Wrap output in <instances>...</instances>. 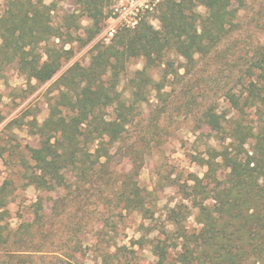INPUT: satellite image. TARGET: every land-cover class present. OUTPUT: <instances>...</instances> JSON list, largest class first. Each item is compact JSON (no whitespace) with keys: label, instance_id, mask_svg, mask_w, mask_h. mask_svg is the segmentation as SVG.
Instances as JSON below:
<instances>
[{"label":"trees","instance_id":"trees-1","mask_svg":"<svg viewBox=\"0 0 264 264\" xmlns=\"http://www.w3.org/2000/svg\"><path fill=\"white\" fill-rule=\"evenodd\" d=\"M77 2L93 21L95 29H88L85 43L90 42L106 18L102 0ZM240 6L237 0H159L152 8L157 29L140 20L132 28L117 29L108 44H96L87 66L74 65L59 78L66 90L67 97L63 95L60 103L64 108L61 111L55 104L37 127L39 145L28 149L32 162L26 168L28 184L43 193L69 189L66 176L72 172L91 183L94 171L118 158L129 166L116 188L118 204L126 211L140 212L145 203L135 178L145 152L127 139L129 127L151 93L162 100L168 80L180 78L181 69L188 75L196 65V55H209L234 33ZM199 7L204 14L197 11ZM54 14V4L45 0H2L0 64H15L21 74L40 84L51 80L70 58L71 49L65 46L78 38L79 29L74 17L64 16L57 22ZM261 48L256 49L246 73L241 95L246 107L264 105ZM174 57L183 62L175 65ZM134 59L142 60V69L128 78L125 95L117 86ZM229 98L238 108L239 99ZM109 108L113 117H108ZM203 119L210 131L225 133L216 115L205 113ZM220 136L221 150L201 160L203 178L193 179L185 188L187 202L197 209L196 227L187 232L183 226L186 205L171 209L166 217L173 230L154 245L156 264H165L169 251L176 252L175 264H264V127L255 132L237 123ZM251 139L255 143L247 149ZM34 206L35 219L41 221L45 210L41 198ZM1 210L2 205L0 251L11 246L2 225L6 211ZM36 246L41 244H33L30 251L0 253V264H42L34 262L43 259L36 255L42 247ZM61 258H54L57 263L52 264L77 263Z\"/></svg>","mask_w":264,"mask_h":264},{"label":"rangeland","instance_id":"rangeland-1","mask_svg":"<svg viewBox=\"0 0 264 264\" xmlns=\"http://www.w3.org/2000/svg\"><path fill=\"white\" fill-rule=\"evenodd\" d=\"M158 1L102 0L106 18L101 19L93 40L85 43L88 29L95 28L83 6L77 0H45L54 4V20L72 16L79 23L74 33L78 38L65 46L71 49L70 58L43 84L21 74L15 64H0V205L6 211L2 225L11 245L1 254L9 249L30 251L33 244H41L36 247H42V252L36 255L43 259H35L36 263H57L54 258L64 256L76 264H156L154 245L173 230L166 217L171 209L186 205L183 226L187 232L196 227L197 209L187 202L185 188L193 179L203 178L201 160L221 150L220 135H227L237 123L255 132L264 127V105L246 107L241 98L253 55L258 47L264 52V0H237L241 6L234 33L209 55H196L188 75L181 69L180 78L168 80L162 100L151 93L129 127L127 139L145 152L135 178L145 203L140 212L126 211L118 204L116 188L129 170L118 158L94 171L91 183L72 172L66 176L69 189L43 193L28 184L26 168L32 165L28 149L39 145L37 127L55 104L61 111L64 108L60 103L67 96L59 78L74 65L87 66L93 47L108 44L117 29L132 28L140 20L157 29L152 8ZM197 11L204 14L202 7ZM172 60L175 65L183 62ZM142 64L134 59L127 66L117 86L121 93L128 94L127 80ZM152 74L158 79L156 71ZM231 96L239 99L238 108L231 105ZM205 113L216 115L225 133L210 131L203 123ZM107 114L113 117L112 108ZM253 143L251 139L246 148ZM40 198L45 208L41 221L34 216ZM167 253L165 264H175L176 252Z\"/></svg>","mask_w":264,"mask_h":264}]
</instances>
